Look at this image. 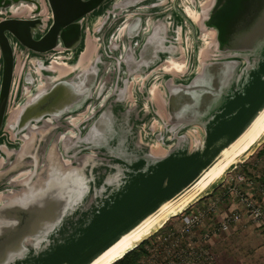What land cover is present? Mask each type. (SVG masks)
Instances as JSON below:
<instances>
[{"label":"water","instance_id":"1","mask_svg":"<svg viewBox=\"0 0 264 264\" xmlns=\"http://www.w3.org/2000/svg\"><path fill=\"white\" fill-rule=\"evenodd\" d=\"M199 1L190 0L191 7L199 10ZM179 2L166 1L162 5L160 0H44V9L41 0H0V159L9 161L0 167V177L17 169L25 155L33 152L39 157V145L46 151L45 162L40 163L46 168L45 177L34 179L38 168L34 159L33 167L19 175L24 189L11 190L0 203V264H80L116 227L127 222L123 220L125 214L137 203L141 192L157 183L155 178L164 174L162 179L171 181L187 176L216 152L208 157L215 144L224 145L261 103L264 0H210L200 10L199 23L190 20ZM22 4L33 5L34 9L26 13L12 11ZM148 4H153L152 8L140 10ZM169 12L172 17H168ZM98 14L107 16L99 32L93 20L90 26L85 24L88 17ZM151 19L161 22L147 33L144 27ZM165 19L173 24L169 26ZM126 22L122 40L127 45L120 41L112 45V35ZM209 31L215 35L206 46L211 54L198 67L202 38ZM105 32L98 62L51 81L47 88L34 89L37 74L31 68L32 60L38 59L34 63L42 68V75H51L49 63L53 57L60 56L64 65L74 64L85 51L86 42ZM171 55L184 62L182 73L162 70ZM155 69V75L147 78ZM135 76H144V82L138 80L135 84ZM156 78L160 85L153 99L149 90ZM76 116L81 117L70 124ZM50 118L55 120L51 126L41 125ZM35 124L43 129L31 134L33 140L27 146L30 150L26 148L20 156L23 143L19 136ZM194 126L205 133L201 148L189 151V145L181 146L165 157H152L157 160L155 165L147 166L150 141L160 139L164 145H176L185 140V132H181ZM6 128L14 134V140L6 134ZM55 129H60L53 138L55 143L46 144L42 136ZM102 130L108 139L106 144L89 140ZM118 132L124 140L122 146L126 144L129 151L134 148L132 142L139 145L144 137L147 146L129 153L135 157L133 162L121 154L116 156L122 162L105 157L109 149L118 146ZM79 154L81 160L77 161ZM65 160L78 171L76 176L84 184L85 194L73 206L65 192L50 188L53 180L48 179L51 167L62 170L59 175L72 170L64 165ZM90 160L100 162L104 168L103 172L91 169L93 179L87 182L83 169L87 170ZM14 180L11 178L9 183ZM99 188L105 193L100 192L102 196H95L85 208L89 196ZM31 190L35 194L29 195L26 202L16 200ZM101 221L104 224L92 234V228Z\"/></svg>","mask_w":264,"mask_h":264},{"label":"bare ground","instance_id":"2","mask_svg":"<svg viewBox=\"0 0 264 264\" xmlns=\"http://www.w3.org/2000/svg\"><path fill=\"white\" fill-rule=\"evenodd\" d=\"M112 1V0H111ZM172 2L173 0H160V4H164L165 2ZM199 1L200 9L196 10L191 7L190 0H180L179 5L185 12V14L192 20L194 23H199L201 19V11L204 9V5L209 2ZM109 2V0H108ZM153 4H148L141 7V11H148L152 8ZM34 9L33 5H25L16 6L12 9L14 13L17 11H21L26 13L27 11H32ZM23 13V14H24ZM108 13V12H107ZM135 12H131L127 14V17L134 15ZM117 14V13H114ZM168 17H172V13L169 12ZM107 16H102L98 14V16H90L85 20V24L90 26V21H92V25L97 24L98 32L100 29L106 25ZM167 24L170 26L173 24L172 20L165 19ZM161 22V20L151 19L147 22V26L144 27L145 31L151 32L152 27ZM110 25V24H109ZM126 23H121L119 27L116 29V32L111 37L112 45L114 43H118L115 41L123 42V45L126 46L127 43L122 40L123 33L126 29ZM168 27V26H167ZM96 29V30H97ZM105 32L101 37L96 36L95 39H89L86 42V48L83 54L78 58V60L74 64L64 65L61 63L60 56H55L51 59V63H49V68L51 70V75H42L41 69L36 63V60H32V67L36 72L37 82L34 86L35 90L47 88L51 81L67 77L70 73L75 71L76 69L82 70L87 69L90 66H93L96 62L99 61L98 51L99 48L103 45L102 40L106 37ZM182 35V26L177 27V40L180 41ZM203 45H201V49L199 52V66L204 61L209 59L210 51L208 50L207 43L209 38L205 35L203 38ZM111 45V47H112ZM110 47V48H111ZM118 45H116V48ZM117 56H115L116 58ZM114 58V59H115ZM55 62H58L56 64ZM118 63V62H117ZM154 61L151 64H155ZM114 62L110 63L112 66ZM118 65V64H117ZM147 67L149 64L146 65ZM158 70V69H157ZM149 72L147 78L153 74L155 75V71ZM164 72H172V73H182L185 70L184 62L177 61L172 55L169 56L166 60L164 68L162 69ZM156 78L155 82L151 86L149 92L150 97L156 99L157 95V87L160 83ZM144 82V76L134 77V83L137 84ZM142 91V89H141ZM28 92V88L26 91ZM102 102V101H100ZM146 109V105L144 106ZM89 109V108H88ZM81 116H76V118L70 119V124H75L77 120H79ZM55 122L54 119L44 120L41 124L45 126H51ZM121 127V125H118ZM43 127H39L38 125H32L26 130L21 136H19L20 141H22V149L20 151V156H22L26 152V148L30 150V146L27 147L31 141L33 140V136L31 134L36 133L37 131H41ZM161 132L163 129L159 127ZM145 134H147L146 130H144ZM206 132V131H205ZM117 137L120 139L118 146L119 154L124 156L127 161L133 162L135 159L134 155H130L129 153L133 151H139L141 145H146L144 143V137H142L139 145L133 144L134 148L132 150H128V146L125 144L124 147L122 143L121 132L117 133ZM123 137L125 139V132H123ZM205 133L204 130L199 126H194L190 128L187 132H185V140L178 141L175 144H167L164 145L160 139L157 141H150L149 152L151 153V157L147 158V166L155 165L154 163L157 160H152V157H165L166 155L172 154L175 150H178V147L189 145V151H193L195 149H199L204 145L205 141ZM92 140L94 144L102 145L103 143H107L108 139L105 137L104 130L101 133L93 135ZM187 140V141H186ZM143 141V142H142ZM144 143V144H143ZM264 143V98L261 103L255 108L253 113L249 115V117L242 123L240 127H238L231 136V138L223 145V142L220 146H218L219 142L215 144L214 148L211 149L208 153V157L210 154L215 153L211 157H207L205 162H203L200 166H198L195 170L190 172L187 176L177 178L175 180L167 181V179H162V176L159 175L155 185L148 187L147 190H144L139 195H142L137 203H135L134 207L127 212L124 216V219L131 218L125 224L116 227L114 233L106 238L103 243L97 248V250L89 255L83 262L80 264H114L116 261L121 259L128 251L133 249L136 244L142 242L150 235H152L156 230L161 228L170 218L180 215L183 211H185L189 206L193 205L200 199L207 197L212 194L215 189L220 186L224 181L228 173L235 170L239 164L245 163L251 156L255 154L257 149ZM221 147V148H220ZM126 153H124V152ZM5 158L0 159V167L4 166L9 161H5ZM64 165L68 167V170L72 169L70 165V161L65 160ZM49 180L52 178V185L48 187L56 189L57 191L65 192L68 197V202H71L70 205H76L79 201H81L84 191V184L81 178L76 176V169H72L65 173L66 175H59L63 173L62 170L56 169V167H51ZM30 174V173H29ZM25 174V175H29ZM48 181V180H47ZM49 182V181H48ZM28 183V182H27ZM31 189V188H30ZM35 194L32 190L24 195L22 198H17L16 200L20 203L26 202V200L30 197L29 195ZM72 205V206H73ZM74 210V208L72 209ZM103 221L98 222L97 227L92 228V234L96 232V229H99L103 225Z\"/></svg>","mask_w":264,"mask_h":264},{"label":"built area","instance_id":"3","mask_svg":"<svg viewBox=\"0 0 264 264\" xmlns=\"http://www.w3.org/2000/svg\"><path fill=\"white\" fill-rule=\"evenodd\" d=\"M229 184L227 193L200 200L150 235L138 264H223L217 244L234 235L244 218L264 229V183L237 171ZM245 186L257 187L262 200Z\"/></svg>","mask_w":264,"mask_h":264},{"label":"rangeland","instance_id":"4","mask_svg":"<svg viewBox=\"0 0 264 264\" xmlns=\"http://www.w3.org/2000/svg\"><path fill=\"white\" fill-rule=\"evenodd\" d=\"M41 3H42V5H44V0H41ZM207 6H208V3L206 4V7ZM44 9H46L45 5H44ZM206 34L208 35L210 41L214 40L215 35L212 33V31H209ZM191 71H193V66H192ZM176 78L179 79V81H180L181 76L178 75ZM261 94H262V92H261ZM134 100H133V103H134ZM145 121H147V123L149 122L148 119H146ZM57 131L59 132L60 129L59 130L55 129V130H52V131L48 130V132H49L48 136H42L44 134L41 135L42 138L45 139V143L46 144L47 143L48 144H50V143L54 144L55 143V140L53 138L57 136ZM186 131H187V129L184 130L183 132H181V134L186 132ZM6 134L9 135L10 139L14 140V134L11 133V131H9L7 128H6ZM165 134L166 135L168 134L166 130H165ZM41 136H39V138ZM130 138H131V136L128 137L129 140H131ZM2 139L5 140V138H2ZM166 140L172 141V139L168 138V137L166 138ZM118 141H120L119 138H118ZM174 142H176V141L174 140ZM112 143L114 144L115 140H113ZM39 147H40V149L37 150L39 152V157L36 154H34L33 152L31 154L25 155L23 157V160L20 163H18V168L17 169H14L13 172L11 174L7 175V176L0 177V203H3V201L6 200V197L8 195H10V191L11 190H15L14 192H20L21 190L24 189V187L22 186L23 181H21V177L19 175L22 174L23 172H28V170H30L31 167H33V165L35 164L34 159L37 160V166H38L37 172H36V175H35L34 179L35 178L38 179V178H44L45 177L46 168L45 167H41L40 163H42L43 160L45 162L46 151H45V148L42 149L40 145H39ZM263 147H264V143L257 149V151L255 152L254 156L249 160V162H250L249 165L250 166H248L246 171L253 172L252 167L255 166V165H257L258 166L257 168H259L257 171H259V172L264 171V156L257 157V153ZM119 148H120V146L114 145V149H112V148L109 149L110 153L107 152L108 154L105 157L107 159L111 158V157H114L112 159H115V160L118 159L119 161H121L120 158H118V156H116V155H120L119 154V152H120ZM129 149L131 150V149H133V147H130ZM56 153H57V150H56ZM83 153H87V152H83ZM31 157L33 159H31ZM76 157L80 158V159H77V161L81 160V154L77 155ZM47 158H49V155H47ZM114 166L117 169L119 168L118 165H114ZM93 168H95L97 171H101L102 170L101 172H103L102 168H104V167L100 164V162H95V161L93 162L92 160H90V164H89V167L87 168V170H86V167H84V169H83V172L85 173L87 182L92 181V179H93V177L91 175V169H93ZM241 170L242 169H240V167L239 168L237 167L235 170H233L230 173H228L226 178H225V181L220 186H218L215 189V191L224 190V189L227 190L229 185H230L229 184L230 183V179L236 174L237 171H241ZM259 172H257V173H259ZM18 176L20 178H18ZM95 177H98V174H96ZM11 178L15 179L12 184L9 183V180ZM112 178H115V176H112ZM223 187H225V188H223ZM103 191H104L103 188H99L98 190L95 191V194L89 196V199L84 204L86 206L85 208H89L90 207L91 203L95 200V196L96 197H101L102 194H100V192H103ZM214 192L212 194H210L209 196L213 195ZM103 193H105V192H103ZM131 218L129 217L126 220L128 221ZM177 219H178V217H176V216L172 217L163 226L169 225L173 221H177ZM123 220L125 221L124 218H123ZM242 226H243L242 230H240L237 234H234L232 236H224V238H222L220 240V242L217 244V251H218V254L221 257V260H222L223 264H256L255 261H258L259 256L261 255V253L258 252L259 249H260L258 244L264 243V242H260V241L264 240V232H259V230L257 228L252 227L247 222H245L244 225H242ZM42 247L43 246H41V248ZM41 248H39V249H41ZM261 259L262 258L259 259V262H260Z\"/></svg>","mask_w":264,"mask_h":264},{"label":"trees","instance_id":"5","mask_svg":"<svg viewBox=\"0 0 264 264\" xmlns=\"http://www.w3.org/2000/svg\"><path fill=\"white\" fill-rule=\"evenodd\" d=\"M254 156V155H253ZM251 156L245 163L239 164L238 168L242 169V172L247 176V177H253L255 176V172L259 169L256 166H253V172L246 171L248 166H250L249 160L253 157ZM264 156V147L257 153V157H262ZM264 183V180L262 181ZM145 244L146 242L142 243L140 246L137 248L133 249L129 253H127L124 257L116 261L114 264H138L139 261L143 258L145 255Z\"/></svg>","mask_w":264,"mask_h":264},{"label":"crops","instance_id":"6","mask_svg":"<svg viewBox=\"0 0 264 264\" xmlns=\"http://www.w3.org/2000/svg\"><path fill=\"white\" fill-rule=\"evenodd\" d=\"M235 130V128H233V131ZM232 131V132H233ZM236 131V130H235ZM256 167H258L257 165H255ZM241 172H242V170H241ZM257 172H259V171H256L255 172V176L253 177L254 178V180H256V182H261L262 181V179L264 180V171H262V172H259V173H257ZM223 188H225V187H223ZM244 189L245 190H247V191H249L252 195H254V197H255V199L257 200V201H261L262 200V198H261V196H260V194L258 193V191H257V187H248V186H245L244 187ZM228 190H229V187H228V189L227 190H218V191H215L214 192V195L216 196V195H220L221 193H227L228 192ZM245 222H247V223H249L252 227H254V228H256L254 225H253V223L248 219V218H244L243 219V223L240 225V228H239V230L235 233V234H237L240 230H242V225H244V223ZM258 229V228H257ZM259 230V232H264V229H258ZM260 242H264V240H262V241H260ZM259 245V247H260V249H259V253H261V255L259 256V259L260 258H262L261 260H260V262H259V259H258V261H255V263L256 264H264V243H260V244H258ZM259 262V263H258Z\"/></svg>","mask_w":264,"mask_h":264},{"label":"flooded vegetation","instance_id":"7","mask_svg":"<svg viewBox=\"0 0 264 264\" xmlns=\"http://www.w3.org/2000/svg\"><path fill=\"white\" fill-rule=\"evenodd\" d=\"M100 7H101V6H100ZM97 10H98V9H96L95 11H92L91 14H93V13L96 12ZM58 14H59V13H58ZM28 34H30V33H28Z\"/></svg>","mask_w":264,"mask_h":264}]
</instances>
